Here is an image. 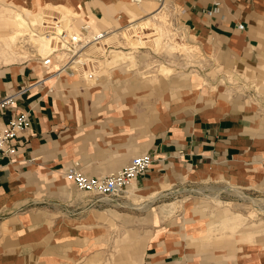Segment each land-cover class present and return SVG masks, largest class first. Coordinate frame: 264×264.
I'll list each match as a JSON object with an SVG mask.
<instances>
[{"label": "crops", "instance_id": "0c3cea01", "mask_svg": "<svg viewBox=\"0 0 264 264\" xmlns=\"http://www.w3.org/2000/svg\"><path fill=\"white\" fill-rule=\"evenodd\" d=\"M170 1L190 42L197 39L221 74L248 92L264 88V0ZM128 2L0 0V34L15 32L6 9L65 6L99 30L127 24ZM10 56L0 43V96L17 95L0 123L23 111L28 125L15 155L0 160V264H264L263 221L250 222L203 196L152 208L179 185L264 190V113L256 103L223 83H189L188 73L143 74L145 53L136 72L117 66L105 73L108 80L89 86L37 61L21 65L12 56L7 62ZM141 155L152 163L124 197L127 204V197L141 199L143 205L131 203L139 207L151 204L148 211L96 203L64 176L68 168L108 175ZM135 225L147 226L137 233L130 229Z\"/></svg>", "mask_w": 264, "mask_h": 264}, {"label": "built area", "instance_id": "2783aa9c", "mask_svg": "<svg viewBox=\"0 0 264 264\" xmlns=\"http://www.w3.org/2000/svg\"><path fill=\"white\" fill-rule=\"evenodd\" d=\"M79 18V15L73 13L59 15L54 19H45L40 26H34L32 35L35 38H45L49 42V49L44 55L27 52L22 63L35 59L45 70L55 68L53 75L56 76L77 75L89 82L100 79L104 72L102 63L108 60L109 51L113 48L104 47L100 56L91 54L89 52L91 48H102L106 31H95L84 21L77 24ZM236 28L242 30L243 25L238 24ZM22 38L23 42L29 41L27 35ZM16 98V94L0 96V113L5 109L13 108ZM27 117L26 112L20 111L7 123H0V160L15 155L16 139L26 129ZM151 163L149 155H141L133 157L122 169L108 175L86 177L76 169L68 168L64 176L78 192L92 197L94 202L113 204L121 208L127 204L124 197L127 185L131 180L145 173Z\"/></svg>", "mask_w": 264, "mask_h": 264}, {"label": "rangeland", "instance_id": "374dc122", "mask_svg": "<svg viewBox=\"0 0 264 264\" xmlns=\"http://www.w3.org/2000/svg\"><path fill=\"white\" fill-rule=\"evenodd\" d=\"M128 1L129 0H127V2ZM170 2H171L170 0H167V3L165 5L166 10H164L165 19L168 22L167 27H166L167 34H169L167 35V37L164 38V41L175 44L176 50H173V52L175 53L171 55L170 53L165 54V52H162V50L152 51L146 45H141L139 49L132 51V53L130 54H127L128 52H131V51L129 49L130 47L127 45V42L125 41V42H122L120 45L123 48L122 53L126 55L125 59L127 61L123 62V60H120L116 62L118 64V68H132L134 69V71L132 72H136V70L140 68L139 64L141 63V60H139L138 56L141 55L142 53H145L148 56L146 63L150 62L151 64H157L160 62L166 67L168 66L169 68H171L172 74H175L176 72L182 74V73H190L193 71H197L200 74V76L204 79L205 84L215 86L217 84L223 83L225 85L224 88L231 89L233 92H237L238 94H242V95L244 94L248 101L256 103L258 110L264 113V88L261 90L260 88L252 87L251 91L248 92V89L250 88L247 85L240 83L237 79L233 78L228 73L221 74L220 72L221 70L217 66V61H215L212 58L207 60L208 56L204 54L201 46L197 43V39L193 38L192 41L190 42V39L187 36L189 35L187 34L188 33L187 29L184 28L183 26H180V23L177 20V13H178L177 7L173 6L174 9H172L170 7L171 5ZM129 4L136 8V6L133 3H129ZM153 5L154 7H157V3H154ZM41 9L34 10L33 13L39 12L43 16L44 13L42 12ZM14 10L21 11V12L27 11L26 9L19 8V7H15ZM64 10L70 13V10L66 9L65 7H64ZM139 10L141 12L139 16H147V17L152 16L156 12L155 11L154 13H148L151 11H145L142 8H139ZM6 12L9 16L14 13L12 11H6ZM133 19L134 17H131L128 23L132 22ZM81 22H83V17L80 15V18H79V21H77V24ZM12 25L14 24L13 23L11 24V27H10L11 31H13ZM98 27H99V30L106 31L107 27H110V26H106V27L98 26ZM175 28L184 29L185 33L184 32L177 33L175 32ZM146 33L147 31H142V32H139V35H143L142 38H144V34ZM173 33L175 34L172 35ZM140 42L144 44L145 42H147V39L146 38L140 39ZM1 43L4 46V48L5 46L8 48L9 52L8 51L7 52L10 53L11 48L9 47L11 46L9 45L8 47V40L4 39L3 41H1ZM21 44L24 46L27 52L36 53L34 49V43L32 41L30 40L28 42L22 41ZM183 48L190 50L189 57L187 55H183L182 53L181 55H179L180 51H182ZM22 61H24V59H22ZM152 61H155V62L152 63ZM27 63L28 62H26L25 64L21 63V65H26ZM125 65L126 67H124ZM155 68L156 67H151L143 71L142 73L143 74L154 73ZM105 71H106V68L104 67V72ZM216 189L218 190L216 191ZM233 190L242 193L245 197H247V200H242L241 198H238L237 196H235L233 194ZM79 194L83 195L82 193H79ZM162 194H164L163 197L160 196L161 197V198L159 197L160 199L158 198L152 203V208H155V207H158L164 204L165 205L173 204L175 206H178V205H181V203L191 200V199H196V200L201 201L203 197L207 195L210 197V199H219V201L221 202L219 204L220 207H232V209L235 212L243 214L250 222H253V223L259 222V221L264 222V203H263L264 202V190L261 188H253V189H249L246 191H240L236 188L229 187V186L223 187V185H220V184L200 183V184H191L187 186L186 185L175 186V187L170 188V190L163 192ZM127 195L128 194H126V196ZM127 198L129 199V202H130L127 204V206L130 205L129 207H132L131 203L140 204L142 202L141 199H136L135 197L134 198L127 197ZM141 205H143V203H141ZM148 205L150 206L151 204H148ZM140 211H144V210H140ZM120 212H124L126 214H129L131 216H136V217H143L145 215V212H133V211H120ZM135 226L130 227V229L137 232L139 228L140 233H141L142 231L144 232L143 229L147 225H139V226L135 225ZM109 256H110V253H109ZM128 262L129 261H126V260L124 261V263H128Z\"/></svg>", "mask_w": 264, "mask_h": 264}, {"label": "bare ground", "instance_id": "6f19581e", "mask_svg": "<svg viewBox=\"0 0 264 264\" xmlns=\"http://www.w3.org/2000/svg\"><path fill=\"white\" fill-rule=\"evenodd\" d=\"M131 1H132V3H138L139 2L138 4H135V6H137L136 8L132 7L131 16H130V17H134L132 22L124 24V25L117 27V28L107 29L106 30V36L104 37V39L102 41V44H103L102 48L99 49L98 47H93L89 50V52L91 54H93L95 56H100L102 53L101 50L104 47H112L113 48V49H111V51H109L110 56H109L108 60L104 61L102 63L103 67L106 68V71L103 72L102 78L104 77L106 80L109 79L110 74H109V76H107L108 74L105 75V73L108 72L110 69L117 67L118 64L116 62H118L120 60H123V62L127 61L125 59L126 55L122 53L123 48L120 45L122 42L126 41L127 45L130 47L129 49L131 52H128L127 54H130V53H132V51L139 49L141 45H146L152 51L162 50V52H165V54L170 53L171 55L173 53H175V52H173V50H176L175 44L168 43V42L164 41V38L167 37V35H169V34H167V29H166L168 22L165 19V13H164V10H166L165 5L167 3V0H136L135 2H134V0H131ZM140 3H141V5H140ZM154 3H157V7H154V5H153ZM64 7L65 6L55 7V6L46 5V7H43L41 9L42 12L44 13L43 16L41 14L39 15V14L31 13V12H18V11L14 12L12 14V20H13V23L15 26V32L12 35H11V33L0 34V43L4 39L8 40V47H9V45L11 46V47H9V48H11L10 54L17 61L22 62V59L25 56V54L27 53V51L24 48H22L21 42L23 39L22 37L27 35L28 40L32 41L35 44L34 45L35 52H37L39 54H43V55L46 54L48 49H49V42L45 38H43V39L35 38L32 35V29L34 26H40V24H42V22L45 19H54L59 15H68V14L72 13V12H70V13L66 12L64 10ZM65 8L69 9L68 7H65ZM139 8H142L145 11H151L148 13H154L155 11L156 12L152 16H149V17L139 16L141 13ZM6 11H9V10L6 9ZM73 14H75V13H73ZM10 27H11V24H10ZM95 31H99V30H95ZM142 31H147V33L144 34V38L147 39V42H145L144 44L142 42H140V39H144V38H142L143 35H139V32H142ZM11 32H13V31H11ZM175 32L182 33V32H184V29H176L175 28ZM174 34L175 33H173L172 35H174ZM5 50H6V52L7 51L9 52V50L6 46H5ZM189 51L190 50L183 48V50L180 51L179 55H181V53H182L183 55H187L189 57L190 56ZM12 56H10V59L7 60V62L15 61V59H13ZM129 58H131V57H129ZM34 61L39 62L38 60H35V59H29L28 62H34ZM153 62H155V61H152V63ZM150 64H151L150 62L146 63L144 66V69L147 70L151 67H156L154 70L155 74L160 76L161 78H166V77H169L170 75H172V69L169 68L168 66L166 67L165 65L161 64L160 62L157 64H151V65ZM75 76H77V75H75ZM184 77H186L185 79L188 80L189 83L200 84V85L204 84V81L202 80V78L195 71L190 72L188 74H185ZM98 80L97 81H90V82L85 81V80L84 81H85L86 85H88V84L89 85H95L98 82ZM132 181H134V180H131L129 182V184L127 185V187H129V185L131 184ZM217 190L218 189H216V191ZM125 191H126V189H125ZM211 192H212V190H211ZM233 194L235 196H237L238 198H241L242 200H247V197H245L240 192L233 190ZM205 197L210 198L207 195ZM131 206L134 208H137L139 210H144V211L149 210V207H150L147 203L145 206H142V207L136 206L134 204H132Z\"/></svg>", "mask_w": 264, "mask_h": 264}]
</instances>
